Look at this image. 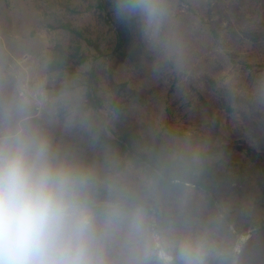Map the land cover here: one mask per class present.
<instances>
[{
    "label": "rangeland",
    "instance_id": "rangeland-1",
    "mask_svg": "<svg viewBox=\"0 0 264 264\" xmlns=\"http://www.w3.org/2000/svg\"><path fill=\"white\" fill-rule=\"evenodd\" d=\"M166 3L158 38L136 20L145 56L139 64L93 62L101 99L97 118L110 119L111 76L143 92L130 101L128 117L148 131L161 132L172 151L196 158L211 147H230L211 157L223 163L240 162L244 146L264 153V110L258 107L264 103V74L246 67L264 63V0ZM95 11L92 0H0V123L6 114L27 117L60 158L95 174L101 194L109 185L127 190L130 170L108 172L83 148L87 112L81 104L56 95L52 90L56 76L47 71L60 23L68 22L106 44L110 32ZM211 29L219 32L218 40ZM61 104H67V114L60 115ZM258 211L248 214V231L255 228V219H264V211ZM248 231L233 241L220 231L215 236L223 250L238 257L242 247L250 253L255 244L249 238L254 231L250 235Z\"/></svg>",
    "mask_w": 264,
    "mask_h": 264
},
{
    "label": "clouds",
    "instance_id": "clouds-1",
    "mask_svg": "<svg viewBox=\"0 0 264 264\" xmlns=\"http://www.w3.org/2000/svg\"><path fill=\"white\" fill-rule=\"evenodd\" d=\"M159 37L166 0H116ZM53 152L27 117L0 123V264H237L211 231L184 232L158 209L163 189L109 185Z\"/></svg>",
    "mask_w": 264,
    "mask_h": 264
},
{
    "label": "trees",
    "instance_id": "trees-1",
    "mask_svg": "<svg viewBox=\"0 0 264 264\" xmlns=\"http://www.w3.org/2000/svg\"><path fill=\"white\" fill-rule=\"evenodd\" d=\"M92 6L110 32L106 44L68 22L60 23L59 37L47 65V71L56 76L52 85L56 95L74 102L75 106L81 104L82 111L87 112L89 129L83 135V148L108 172L128 168L130 193L141 194L151 183H159L163 198L158 211L178 229L214 234L220 231L231 241L246 234L250 226L246 221L250 218L248 214L264 211V153L244 146L240 162L223 163L211 157L228 152L230 147H211L196 158L172 151L161 132L148 131L128 117L130 101L143 92L130 89L125 82H116L111 76L108 78L112 94L110 119L106 122L102 115L97 118L101 99L96 94L98 74L93 62L104 59L116 65H137L145 56L138 41L136 19L129 21L118 16L116 0H92ZM211 35L214 40L219 39L216 29H211ZM233 58L230 54V59ZM87 64L90 67L81 71ZM246 67L253 73L264 74V63ZM258 107L264 110V103ZM67 108V104H61L60 115L67 114ZM106 193H101L100 198ZM252 225L258 227L249 237L255 244L250 253L242 247L237 264H264V219L257 218Z\"/></svg>",
    "mask_w": 264,
    "mask_h": 264
},
{
    "label": "water",
    "instance_id": "water-1",
    "mask_svg": "<svg viewBox=\"0 0 264 264\" xmlns=\"http://www.w3.org/2000/svg\"><path fill=\"white\" fill-rule=\"evenodd\" d=\"M256 229H258V227H255L253 230L248 231V235H250V234H251L254 230H256ZM236 257H237L236 254H233V255H232V259H234L235 261H236Z\"/></svg>",
    "mask_w": 264,
    "mask_h": 264
},
{
    "label": "built area",
    "instance_id": "built-area-1",
    "mask_svg": "<svg viewBox=\"0 0 264 264\" xmlns=\"http://www.w3.org/2000/svg\"><path fill=\"white\" fill-rule=\"evenodd\" d=\"M19 94H20V95H22V93H21V92H20Z\"/></svg>",
    "mask_w": 264,
    "mask_h": 264
}]
</instances>
